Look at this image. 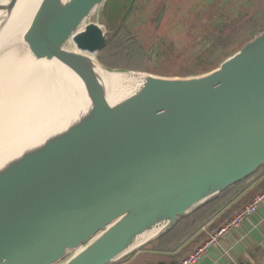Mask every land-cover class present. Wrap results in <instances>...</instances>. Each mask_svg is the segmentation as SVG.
Instances as JSON below:
<instances>
[{
  "label": "water",
  "instance_id": "95a60500",
  "mask_svg": "<svg viewBox=\"0 0 264 264\" xmlns=\"http://www.w3.org/2000/svg\"><path fill=\"white\" fill-rule=\"evenodd\" d=\"M106 2L0 0V47L21 37L48 79L0 151V264H111L264 165V29L200 74L110 70ZM110 72L138 78L115 104Z\"/></svg>",
  "mask_w": 264,
  "mask_h": 264
},
{
  "label": "rangeland",
  "instance_id": "374dc122",
  "mask_svg": "<svg viewBox=\"0 0 264 264\" xmlns=\"http://www.w3.org/2000/svg\"><path fill=\"white\" fill-rule=\"evenodd\" d=\"M107 1L109 5L105 6V3L93 15V19L104 26L107 35L123 23L129 26L132 37L145 46L148 55H152L159 42L167 47L168 56L162 58L159 65L150 63L149 70H141L158 75L185 76L206 72L219 63L208 67L207 63L213 55L211 46L218 47L217 53L223 50L230 55L264 29V0ZM131 2L129 14L124 16L123 12ZM160 10L162 14L156 22ZM215 36L219 37L213 41L216 44H212ZM220 39H223L227 50L220 48ZM115 58L120 57L117 55ZM97 59L110 70H138L110 67L98 53Z\"/></svg>",
  "mask_w": 264,
  "mask_h": 264
},
{
  "label": "crops",
  "instance_id": "0c3cea01",
  "mask_svg": "<svg viewBox=\"0 0 264 264\" xmlns=\"http://www.w3.org/2000/svg\"><path fill=\"white\" fill-rule=\"evenodd\" d=\"M262 184H264V171L242 187L238 192L228 197L176 248L158 249L150 245V243L155 240L154 239L111 264L178 263L184 254H179L183 246L189 244V248H193L199 244L202 239L204 240L206 238H203L205 232L208 231V235L213 229L229 220L233 216L234 211L250 200L259 188H264ZM179 256L182 257L180 258ZM173 261L177 262L175 263ZM195 264H264V201L259 205L255 213L242 220L237 227L228 232L217 243L210 245Z\"/></svg>",
  "mask_w": 264,
  "mask_h": 264
},
{
  "label": "bare ground",
  "instance_id": "6f19581e",
  "mask_svg": "<svg viewBox=\"0 0 264 264\" xmlns=\"http://www.w3.org/2000/svg\"><path fill=\"white\" fill-rule=\"evenodd\" d=\"M85 80L88 81L84 75L75 77V85L87 107L89 98ZM137 81L132 74L108 73L105 82L110 103L128 97ZM47 87V74L37 71L30 63L27 46L21 37L0 47V151L7 143L14 142L29 125L46 101Z\"/></svg>",
  "mask_w": 264,
  "mask_h": 264
},
{
  "label": "trees",
  "instance_id": "16d2710c",
  "mask_svg": "<svg viewBox=\"0 0 264 264\" xmlns=\"http://www.w3.org/2000/svg\"><path fill=\"white\" fill-rule=\"evenodd\" d=\"M108 3L109 1L106 2L105 6H108L109 5ZM128 27H129L128 25L122 23L121 25H119V28L116 31L114 32L110 31V33L107 35L106 44L98 52V55L100 56L102 61H104V63H106L108 66L127 67L138 70H149L148 65L150 63L159 65V63L162 62L163 60L162 58L168 56L167 55L168 49L161 42H159L154 47L152 55L151 56L148 55L145 46L141 45L135 38L132 37ZM247 28L249 29L250 27ZM218 37L219 36L213 37L212 42L217 40ZM220 40H221L220 42L223 41V39ZM212 44H216V43L213 42ZM223 45L225 44L222 42L220 48L227 50V47ZM217 48L218 47L211 46V52L213 55L211 56V58L207 63L208 67L217 64L218 62L221 61L222 57L224 58L227 55H229V52L223 50L221 53L220 52L217 53ZM117 55H119L120 58L116 59L115 57ZM198 59L199 58H197V60ZM199 61L204 62V60L202 59H200ZM263 171H264V165L261 166L252 175L234 184L233 186L229 187L226 191H224L222 194L213 198L209 203H206L200 208L193 210L190 214L186 216L178 218L177 222L173 227L162 233L158 238H156L153 242H151L150 245H153L158 249L176 248L192 232H194V230H196L198 226H200L228 197L238 192L242 187L247 185L252 179H254L257 175H259ZM260 189L261 188H259L258 190ZM206 235L207 232H205L203 238L206 237ZM190 249L192 248H189V244H187L183 246V249L179 252V254L184 253L183 254L184 256ZM177 261H173V262L176 263Z\"/></svg>",
  "mask_w": 264,
  "mask_h": 264
},
{
  "label": "built area",
  "instance_id": "2783aa9c",
  "mask_svg": "<svg viewBox=\"0 0 264 264\" xmlns=\"http://www.w3.org/2000/svg\"><path fill=\"white\" fill-rule=\"evenodd\" d=\"M263 201L264 188L257 191L250 200L240 206L229 220L209 232L203 241L188 251L176 264H195L210 245L217 243L228 232L237 227L242 220L255 213Z\"/></svg>",
  "mask_w": 264,
  "mask_h": 264
},
{
  "label": "flooded vegetation",
  "instance_id": "af4514ba",
  "mask_svg": "<svg viewBox=\"0 0 264 264\" xmlns=\"http://www.w3.org/2000/svg\"><path fill=\"white\" fill-rule=\"evenodd\" d=\"M124 16H126L127 14H129V10L126 12V9L125 11L123 12Z\"/></svg>",
  "mask_w": 264,
  "mask_h": 264
}]
</instances>
